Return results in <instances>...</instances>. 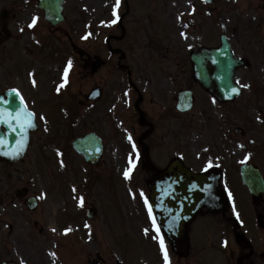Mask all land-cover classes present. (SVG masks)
<instances>
[{"label": "rangeland", "instance_id": "374dc122", "mask_svg": "<svg viewBox=\"0 0 264 264\" xmlns=\"http://www.w3.org/2000/svg\"><path fill=\"white\" fill-rule=\"evenodd\" d=\"M11 1H0V22L7 23L12 36L6 39V44L0 49V93L9 88L18 89L31 108L36 106L40 110L38 111L41 115L39 120L43 117V121L34 133L29 154L22 163L15 167H7L0 163V221L4 226L7 220L5 215L10 214L7 208L9 203L2 202L7 198L6 193L27 186L32 189L34 195L39 197L40 202L38 209L34 212H29L25 206L14 208L20 223L27 227L32 226L31 230L28 227L27 235L34 241H29L26 245L17 239H8L6 248L11 255L12 252L24 253L28 256L27 261L30 264H52L49 257L50 252L46 251L50 245H52V253H55V256L52 255L54 264H96L99 259L97 255L109 264H116L110 252L112 249L116 250L115 245L108 242L112 249H106V245L98 237V229L96 230V227L91 229L101 224V221L98 222V215L97 221H89L85 212L90 207H95L97 213L99 210L100 214L104 213L103 211L107 208H120L125 214H130L136 210L134 201L137 197L135 194L140 192L138 177L137 184L134 180L130 187L124 183L129 182L131 178L126 180L122 178L118 183L114 178L115 173L125 177L124 173L128 170L125 169L124 163L130 151L128 134L119 131L110 115L115 109L116 117L121 125L125 122L124 126L127 127L128 119L130 121L131 111H127V105L123 103V100L128 97L126 90L123 91L125 86L119 82L121 75L118 71L111 69V62L101 73H93L98 58L107 59L105 57L107 51L103 46L105 36L115 32L114 28L111 29V17L108 15V7L112 4L104 5V2L108 0H73L69 4L65 27L69 29L74 43L81 49V53L77 54L66 38H60L58 33H52L45 26L42 31L37 28V25V29L33 31L34 37L28 33V30L21 33L26 21L31 19L32 22L34 18L32 16L37 15L35 11H27L18 15L14 20L8 18L5 21L3 10L9 8ZM130 1L141 4L145 0ZM195 1L168 0L161 7L160 13L165 16L164 6L172 7L169 11L171 16L183 11L181 22L186 24L184 17H189L188 12L193 13L190 16H195L196 10H199L195 30L202 32L206 43L210 42L206 39V32L214 30L218 38L216 44H219V36L225 33L220 27L224 21L223 16H204L205 13L202 12L197 2L198 7H191V4L195 5ZM154 5L148 7V12L147 7L135 5L134 8L138 13L136 17H139L144 26L148 28L146 32H151L146 34H150L156 40L160 36V39L165 42L163 44L168 43L170 48L165 46L163 48L162 45L159 51H152L153 47L150 51H145L141 43L135 50L129 51L127 57L128 62L147 61L144 64L145 71H138L140 84L146 87L143 90L148 92V95L156 91L163 94L161 97L154 95V99L157 104L156 109L164 110L163 108H173V99L177 91L171 88L178 82L177 78H180L182 82L190 80V68L187 52L176 48L173 42H169L171 32H164L162 29L160 24L162 20L159 19L158 22L156 19L159 6ZM157 26L159 30L156 29ZM88 33H91L88 39H83L82 37ZM48 40L50 43L47 42ZM180 55L182 62L178 65L176 61ZM62 57L65 59L64 64ZM22 59H25V62ZM69 60L73 62L68 70L72 73L69 85L70 98L66 95V109L62 108L63 111H60V102L56 101L54 93L57 83L63 80ZM258 60L259 58H256L254 61L256 65L253 72L242 71L245 79L241 83L250 87H244L242 97L232 104L213 103L210 96L198 90V87L196 88L198 93L193 112L187 119H182V153L191 159L190 164H194V156L202 151L204 145L213 143L219 148V142L223 139H225L224 154L230 157L232 163L237 161L244 153L239 146V142L243 139L233 133L236 127H241L248 132L245 141L261 139L258 136L260 131L258 124L260 123L257 122V116L264 111V85H261L260 81H264V64L260 65ZM75 66L78 74L73 77ZM30 73L34 74L37 81L36 86H33L31 82L33 76ZM260 74H262L261 79L258 77ZM169 75L172 78L168 79ZM173 80H175L174 84ZM101 81L106 87V94L101 102H85V96ZM179 84L181 85V82ZM74 95H76L75 101ZM152 97L153 95L150 94V99ZM63 98L62 93V102ZM162 98L165 102H161ZM57 115L60 116V122L55 124L53 122L54 119L57 121ZM48 116H50L52 129L44 120ZM90 131L99 133L106 140V150L102 159L104 165L100 169L85 164L70 147V141L74 135L80 136ZM227 135H229L228 139ZM76 157L82 162V166ZM78 197L84 198V207H80ZM76 205L79 206L82 219L93 223V226H85L82 223L79 213L74 212V210L78 211L75 209ZM108 213L114 222L117 221L118 215L115 210H108ZM73 214L76 220L72 222ZM49 221H52L50 226H55V232L50 228L46 231L45 224H49ZM68 225H72L70 227L72 231L65 234L62 227L67 228ZM7 231L5 230V234ZM94 238L97 239L96 245H94ZM90 241L93 242L90 243ZM151 250L155 249L151 248ZM144 260L152 262L150 258H144ZM130 264H138V262Z\"/></svg>", "mask_w": 264, "mask_h": 264}, {"label": "flooded vegetation", "instance_id": "af4514ba", "mask_svg": "<svg viewBox=\"0 0 264 264\" xmlns=\"http://www.w3.org/2000/svg\"><path fill=\"white\" fill-rule=\"evenodd\" d=\"M199 1L205 3V0H197V2ZM17 3L18 0L12 1L13 12L21 9L20 6L15 7ZM208 3H212L207 7L208 17L223 16V27L230 38L231 48L233 52L235 51V55L246 63L243 69H251L254 66V58L264 61V0H209ZM136 14L129 7V12L120 13L119 17L122 19V27L126 31L130 28L133 33L138 35L142 34L144 28L140 19L135 17ZM12 15L16 16V14ZM129 25L131 26L129 27ZM113 36L115 38L113 40L114 49L122 51L125 37L122 39L119 36ZM187 45L188 49L199 48V45L191 39L187 40ZM179 49L185 50L182 45L179 46ZM180 59H182L181 55L176 61L178 65L182 62ZM189 68L191 75L190 59ZM242 79L245 77L242 76ZM129 80H132L131 76H129ZM180 82V86H182L183 82ZM186 83L187 87L192 89V83ZM177 84L176 86H178ZM150 104L154 105V102H150ZM145 105L146 100L143 98L141 111L144 113V118L133 113L132 120L134 125L141 129V136L144 138L142 141L143 156L138 160L140 161L139 172H141L142 180L144 179L147 193L149 180L152 179L154 170L164 171L173 161L182 160V158L177 137L172 135L169 143H163L159 136V131L167 126V118L176 121H179L180 118L173 111H150ZM257 121L260 123L258 124L260 128L258 136L261 137L257 141V146L253 145V141L241 144L244 152L257 147V155L243 156L241 161L232 166L227 161L228 158L223 155L216 156L212 152L208 157V161L212 165L211 167H209V163L207 165L210 171H220L222 175L226 174L221 179V187L230 186L225 193L226 207L223 211L218 212L202 209L186 226L188 254L185 258L177 252L165 230L159 227L160 231L157 233L156 229L150 225L148 206L139 200V209L136 211V215L132 219H128L126 235L134 237V241L140 248H150L158 241L159 264H165L160 238L164 240L167 247L169 264H264V111L259 113ZM162 139L165 140V136ZM202 162L203 159L198 161L196 168H199ZM244 165H254L263 176L261 181L256 182L255 192H251L242 181L240 169ZM234 176L238 178L239 185H237ZM11 200L14 201L13 197ZM237 214L239 218H237ZM145 229H148L147 234H145ZM3 230V226H0V242H5ZM225 241H227V246H225ZM19 255L20 258L16 260V263L22 264L21 259L25 264H30L27 261V255L21 252Z\"/></svg>", "mask_w": 264, "mask_h": 264}, {"label": "water", "instance_id": "95a60500", "mask_svg": "<svg viewBox=\"0 0 264 264\" xmlns=\"http://www.w3.org/2000/svg\"><path fill=\"white\" fill-rule=\"evenodd\" d=\"M46 5H49L50 13L53 14L55 10V4L54 0H50ZM202 57L206 60H209L215 67V73L210 77L207 72L205 71L204 67L201 66L200 62H197V77L199 81L210 91H212L220 100H232L234 97L238 96L240 94V91L238 94H233L231 89L238 88L236 84L234 83V73L233 68L235 65L234 60H232V57L230 55L229 48L227 46H224L221 50H214L205 52ZM231 58V61H230ZM237 63V62H236ZM9 101L8 104L0 103V110H5V117L12 118L13 125L17 127V123L22 125L24 122L21 117L22 111H18V108H21V103L17 99V97L14 96L10 92L9 95L6 97ZM3 99V98H0ZM192 100L187 98L184 100L183 109L190 108V104ZM7 125V124H4ZM3 124H0V140H1V127ZM19 128V127H17ZM16 140V137L14 133L10 136V139L8 141L9 144H13ZM74 147L84 156H87L88 160H92L94 162L97 161L99 158L101 152H102V145L101 140L94 135H89L84 139H80L79 141H76L74 143ZM6 148V144L2 143L0 146V156L3 155L4 149ZM90 152V153H89ZM7 154V153H6ZM183 180V178H182ZM193 180L197 186L199 191H192L189 193L188 187L184 185L182 193L180 198H183L184 201H188V206H191L189 209L190 213L196 210L198 205H206L209 207H212L215 205L216 201L214 202L213 199H215L214 194H205L203 192L204 189H206V182L207 179L203 177H194L191 176L189 183ZM187 188V189H186ZM206 195V196H205ZM159 209V207H158ZM158 212V210H157ZM159 214V213H158Z\"/></svg>", "mask_w": 264, "mask_h": 264}, {"label": "snow or ice", "instance_id": "6c2138e0", "mask_svg": "<svg viewBox=\"0 0 264 264\" xmlns=\"http://www.w3.org/2000/svg\"><path fill=\"white\" fill-rule=\"evenodd\" d=\"M208 2H209V0H205V3H208ZM120 6H121V0H115V4L113 6V11H112V15L115 17V19H113L111 21V24H115L119 20L120 17H119V14H118L117 10L120 8ZM37 21H38V18L34 17L33 20H32V23L29 24V27L34 28L36 26V24H37ZM90 35H91V33H88L82 38L86 40V39H88V37ZM182 35H184V34L182 33ZM72 63L73 62L71 60L68 61L67 67L65 68V71H64L63 83H61L57 87V89H56L57 92H59L61 90V88H63L67 84V82H68V70L72 67ZM30 75L33 76V79L31 81L33 86H36L37 81L34 78V74L30 73ZM236 83L239 85V87L231 89L233 94H238L239 91H240V88L250 87L249 85H241L239 81H237ZM11 93L14 94L15 97L19 98V101H20V103L22 105H25L24 112H25L26 117L28 118V122L25 125H23V126L24 127H29V128L30 127H35L36 126L35 123H34L35 114L32 113V112H29L27 110V106L25 104L24 97L22 96L20 91L18 89H12ZM0 103L8 104L9 101L0 99ZM213 103H215V100L213 101ZM41 118L43 119V117H41ZM258 119H259V117H258ZM0 124H7L9 129H12L13 131L16 130L15 128H13V122H12V118L10 117V114H9V118L5 117V110H0ZM17 127H21V125L19 123H17ZM128 139L131 141L132 137L129 136ZM2 143H3V141H0V144H2ZM133 147L135 148V144H133ZM22 148H23V144H21L20 149L17 150L16 155L20 154V151L22 150ZM138 156H139V154L137 153V158H138ZM244 162H246V161H244ZM130 164H132V168L135 167V164L132 163L131 159H130ZM211 166H212L211 162H209V167H211ZM130 172H131V169H129L128 171H126L124 173L126 179H130ZM74 191H75V189H74ZM140 195L142 197H144L143 193H141ZM229 195H231V194H229ZM78 202H79L80 207H84L85 200H84L83 197H78ZM145 204H146V206H148L149 216L152 217L153 227L156 229L157 233H159L160 229L156 225V220H155V218H154V216L152 214V208H151V205L149 204L147 198H145ZM237 218H239L238 214H237ZM52 231L55 232L56 229L53 228ZM71 231H72V229H70V228L66 229L65 230V234H68ZM147 232H148V229H145V234H147ZM160 246H161V250L163 252L165 264H169V255H168L167 247H166L165 242H164V240L162 238H160ZM225 246H227V241H225ZM52 255L55 256V253H52Z\"/></svg>", "mask_w": 264, "mask_h": 264}]
</instances>
